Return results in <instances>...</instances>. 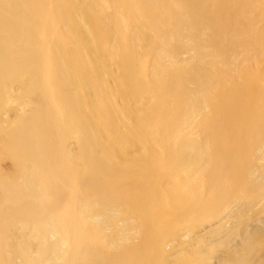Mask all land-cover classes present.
Masks as SVG:
<instances>
[{"label": "bare ground", "instance_id": "1", "mask_svg": "<svg viewBox=\"0 0 264 264\" xmlns=\"http://www.w3.org/2000/svg\"><path fill=\"white\" fill-rule=\"evenodd\" d=\"M0 264H264V0H0Z\"/></svg>", "mask_w": 264, "mask_h": 264}]
</instances>
